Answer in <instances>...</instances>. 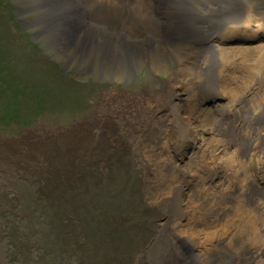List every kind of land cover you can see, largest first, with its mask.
<instances>
[{
    "label": "rangeland",
    "instance_id": "rangeland-1",
    "mask_svg": "<svg viewBox=\"0 0 264 264\" xmlns=\"http://www.w3.org/2000/svg\"><path fill=\"white\" fill-rule=\"evenodd\" d=\"M32 1L0 0V264H159L166 201L147 198L143 119L123 100L163 84L191 49L173 45L162 64L138 58L119 74L55 48ZM91 1L78 5L79 30L109 40L116 31L87 9L151 8Z\"/></svg>",
    "mask_w": 264,
    "mask_h": 264
},
{
    "label": "bare ground",
    "instance_id": "bare-ground-1",
    "mask_svg": "<svg viewBox=\"0 0 264 264\" xmlns=\"http://www.w3.org/2000/svg\"><path fill=\"white\" fill-rule=\"evenodd\" d=\"M87 1H32L55 48L119 74L138 58L162 64L173 45L191 49L167 81L123 100L143 119L147 198L166 201L159 264H264V0L87 9L116 31L110 40L79 30Z\"/></svg>",
    "mask_w": 264,
    "mask_h": 264
}]
</instances>
